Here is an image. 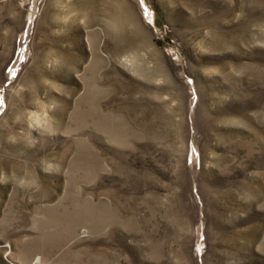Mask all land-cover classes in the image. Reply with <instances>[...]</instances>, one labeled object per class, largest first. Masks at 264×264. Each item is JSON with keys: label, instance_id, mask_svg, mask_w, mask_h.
Listing matches in <instances>:
<instances>
[{"label": "rangeland", "instance_id": "rangeland-1", "mask_svg": "<svg viewBox=\"0 0 264 264\" xmlns=\"http://www.w3.org/2000/svg\"><path fill=\"white\" fill-rule=\"evenodd\" d=\"M264 264V0H0V264Z\"/></svg>", "mask_w": 264, "mask_h": 264}, {"label": "bare ground", "instance_id": "bare-ground-1", "mask_svg": "<svg viewBox=\"0 0 264 264\" xmlns=\"http://www.w3.org/2000/svg\"><path fill=\"white\" fill-rule=\"evenodd\" d=\"M35 264H42V262H41L40 259L38 258V260L36 261Z\"/></svg>", "mask_w": 264, "mask_h": 264}]
</instances>
